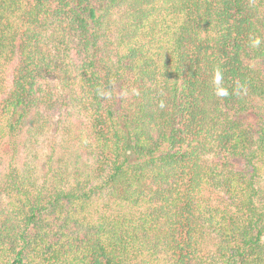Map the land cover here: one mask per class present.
Here are the masks:
<instances>
[{"label":"trees","instance_id":"1","mask_svg":"<svg viewBox=\"0 0 264 264\" xmlns=\"http://www.w3.org/2000/svg\"><path fill=\"white\" fill-rule=\"evenodd\" d=\"M256 36L264 0H0V264H264Z\"/></svg>","mask_w":264,"mask_h":264},{"label":"clouds","instance_id":"2","mask_svg":"<svg viewBox=\"0 0 264 264\" xmlns=\"http://www.w3.org/2000/svg\"><path fill=\"white\" fill-rule=\"evenodd\" d=\"M262 43H264V41H262L261 37L259 36L250 37V47L259 48ZM223 80H224L223 72L219 68L214 69L212 76V84L214 85V94L220 98L228 97L230 95L229 89L223 86ZM160 107L161 108L164 107L163 102H161Z\"/></svg>","mask_w":264,"mask_h":264},{"label":"rangeland","instance_id":"3","mask_svg":"<svg viewBox=\"0 0 264 264\" xmlns=\"http://www.w3.org/2000/svg\"><path fill=\"white\" fill-rule=\"evenodd\" d=\"M15 62H16V61L13 62V66H14ZM10 76H11V72L9 73V77H10Z\"/></svg>","mask_w":264,"mask_h":264}]
</instances>
